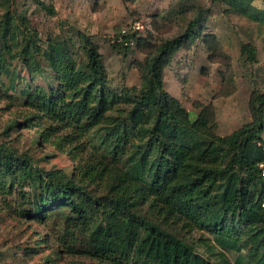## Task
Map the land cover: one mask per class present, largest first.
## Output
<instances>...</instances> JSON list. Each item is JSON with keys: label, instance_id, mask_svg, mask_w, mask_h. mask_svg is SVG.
<instances>
[{"label": "rangeland", "instance_id": "374dc122", "mask_svg": "<svg viewBox=\"0 0 264 264\" xmlns=\"http://www.w3.org/2000/svg\"><path fill=\"white\" fill-rule=\"evenodd\" d=\"M41 1L53 13L37 0H0V150L15 160L29 157L36 169L73 177L96 198L89 202L94 212L108 201L107 178L127 174L147 196L145 201L138 196L134 211L191 245L192 264H264V234L257 235L240 217L229 215L217 233L162 211V199L150 189L148 169L154 160L144 157L156 111L152 104L136 107L149 88L157 49L185 33L194 20L198 38L164 68V91L192 120L200 104L212 105L218 135L250 123L251 95L264 93V19L255 21L243 10L252 6L251 13L263 18L264 0ZM138 21L146 30L135 44H117L121 30ZM82 35L98 46L105 85L87 71ZM245 44L256 48L255 61L243 54ZM53 90L63 96L59 121L43 110V96ZM174 131L179 143L205 146L209 141L189 126L174 124ZM3 157L1 152L0 264H100L84 253L85 237L69 219L68 208L35 217L34 206L42 202L39 182L24 179L16 163V173H10ZM95 168L105 177L86 179ZM245 178L242 172L239 184ZM221 232L229 235L226 246L218 241Z\"/></svg>", "mask_w": 264, "mask_h": 264}, {"label": "trees", "instance_id": "16d2710c", "mask_svg": "<svg viewBox=\"0 0 264 264\" xmlns=\"http://www.w3.org/2000/svg\"><path fill=\"white\" fill-rule=\"evenodd\" d=\"M37 1L53 13L51 7ZM252 10L250 6L243 11L255 21L263 22L264 16L252 14ZM195 24L193 20L185 33L159 46L149 71V88L137 102L136 107L152 104L156 111L155 127L149 133V145L144 151V157L152 155L154 160L148 169L151 193L162 199V211L179 216L190 227H208L220 233L228 216L233 215L240 217L244 225L257 229V235L264 234V180L259 168L264 161V93L254 91L251 95L252 121L221 136L214 130L212 105L200 104V112L192 120L181 102L164 91L163 70L181 48L198 38L193 30ZM82 36L88 55L87 71L98 84L105 85L108 76L98 46L90 37ZM242 52L248 61H255L254 46L245 44ZM62 97L54 90L43 96V110L58 121ZM174 124L189 126L198 136L209 139L207 145L179 143L174 138ZM1 152L4 153L2 166L10 173H16L12 166L16 163L24 179L31 176L39 182L42 202L34 206L35 217L55 207L68 208L69 219L85 237L84 253L91 259L100 264H192L195 251L191 245L134 211L138 196L141 194L143 201L147 196L127 174L107 178L108 201L100 211L94 212L89 202L96 198L73 177L36 169L29 157L15 160L8 150L1 149L0 155ZM102 171L92 169L85 173V178L103 179L105 171ZM242 172H246V178L239 184ZM223 177L225 180L221 182ZM219 236V243L228 245L229 235L221 232Z\"/></svg>", "mask_w": 264, "mask_h": 264}, {"label": "built area", "instance_id": "2783aa9c", "mask_svg": "<svg viewBox=\"0 0 264 264\" xmlns=\"http://www.w3.org/2000/svg\"><path fill=\"white\" fill-rule=\"evenodd\" d=\"M146 30L145 24L141 21L134 22L131 26H126L121 30V33L117 39L118 43L125 42L126 38H129L127 41L130 42V45L135 44V38L143 34ZM261 177L264 180V161L259 164ZM264 205V203H263Z\"/></svg>", "mask_w": 264, "mask_h": 264}]
</instances>
